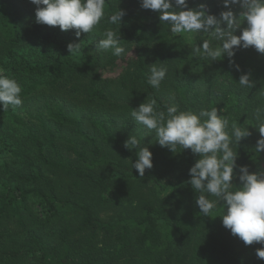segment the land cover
I'll list each match as a JSON object with an SVG mask.
<instances>
[{
  "label": "trees",
  "instance_id": "16d2710c",
  "mask_svg": "<svg viewBox=\"0 0 264 264\" xmlns=\"http://www.w3.org/2000/svg\"><path fill=\"white\" fill-rule=\"evenodd\" d=\"M201 4L217 17L241 11L222 0H187L189 8ZM118 7L126 13L120 27L107 23ZM35 8L0 0V67L20 84L23 101L0 110V264H264L256 255L264 244L245 245L220 216L200 213L187 183L198 154L161 147L130 116L150 98L164 111L172 103L216 107L229 130L236 122L251 132L234 147L236 165L264 172V151H255L264 54L250 46L237 47L231 62L194 56L207 34L171 33L140 0H106L105 18L79 37L36 23ZM109 27L125 48L120 57L97 47ZM69 43L81 51L69 53ZM153 63L168 69L159 90L147 84ZM243 73L251 88L239 85ZM129 135L152 152L143 177L131 168L136 149L123 146ZM232 183L240 184L238 175ZM222 212L218 204L210 215Z\"/></svg>",
  "mask_w": 264,
  "mask_h": 264
},
{
  "label": "clouds",
  "instance_id": "9594fccd",
  "mask_svg": "<svg viewBox=\"0 0 264 264\" xmlns=\"http://www.w3.org/2000/svg\"><path fill=\"white\" fill-rule=\"evenodd\" d=\"M36 6L35 22L48 26H58L61 31L75 30L76 37L81 32L92 33L105 18L106 0H30ZM224 7L239 5V15L229 8L221 11L219 17L210 14L206 5L189 8L187 0H140L144 9L156 11L160 22L170 26L173 34H207L199 44L192 46L194 56L208 61L219 60L223 56L230 59L237 47H254L264 54V0H222ZM118 9L108 15L107 23L119 25L125 15ZM242 24L246 26L241 27ZM237 29L240 34L236 35ZM97 47L105 52L111 50L116 57L125 52L121 39L114 28H105ZM214 42H217L214 46ZM69 53L81 51L79 43L67 45ZM147 84L159 90L168 69L163 64H151ZM237 71L239 66L236 65ZM240 86L251 88L253 82L249 73L240 75ZM21 86L13 77L0 74V110L9 106L22 105ZM131 118L148 132H154L155 140L161 147H167L175 153L177 148L190 149L199 158L189 168L187 181L198 195L195 203L205 217L222 218V224L232 235L238 236L245 245L253 242L264 244V172H249L247 166H237L235 158L239 141L247 138L251 132L246 127L231 124L222 118L216 107L192 110H180L175 103L169 104L166 111L161 110L155 98L145 100L132 108ZM260 121L255 151H264V106L255 111ZM123 146L131 151L136 149L137 159L131 163L140 177L145 169L152 168V152L135 135H129ZM239 168V173L234 172ZM238 175L240 184L232 183ZM213 197L214 199H210ZM223 201V204L220 202ZM221 205L223 212L212 216L213 209ZM226 205V210H225ZM259 259H264V247L256 250Z\"/></svg>",
  "mask_w": 264,
  "mask_h": 264
},
{
  "label": "rangeland",
  "instance_id": "374dc122",
  "mask_svg": "<svg viewBox=\"0 0 264 264\" xmlns=\"http://www.w3.org/2000/svg\"><path fill=\"white\" fill-rule=\"evenodd\" d=\"M3 50L2 51H0V59L2 58V56H3ZM120 68H121V64L119 65V67L114 71V72H112V73H109L108 75H110V76H112V75H115L119 70H120ZM0 74H3V71H2V68L0 67ZM262 164L264 165V159H263V161H262Z\"/></svg>",
  "mask_w": 264,
  "mask_h": 264
}]
</instances>
